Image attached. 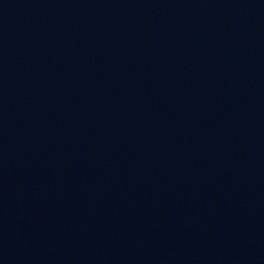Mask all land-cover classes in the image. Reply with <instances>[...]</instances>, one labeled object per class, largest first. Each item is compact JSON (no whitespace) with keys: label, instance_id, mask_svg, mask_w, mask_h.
Listing matches in <instances>:
<instances>
[{"label":"water","instance_id":"95a60500","mask_svg":"<svg viewBox=\"0 0 264 264\" xmlns=\"http://www.w3.org/2000/svg\"><path fill=\"white\" fill-rule=\"evenodd\" d=\"M0 264H264V0H0Z\"/></svg>","mask_w":264,"mask_h":264}]
</instances>
